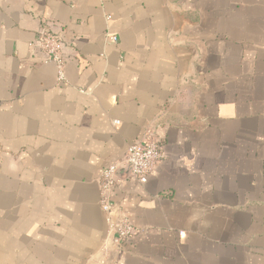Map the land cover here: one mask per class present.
I'll return each mask as SVG.
<instances>
[{
	"label": "crops",
	"instance_id": "0c3cea01",
	"mask_svg": "<svg viewBox=\"0 0 264 264\" xmlns=\"http://www.w3.org/2000/svg\"><path fill=\"white\" fill-rule=\"evenodd\" d=\"M144 137L113 246L99 177ZM0 264H264V0H0Z\"/></svg>",
	"mask_w": 264,
	"mask_h": 264
},
{
	"label": "built area",
	"instance_id": "2783aa9c",
	"mask_svg": "<svg viewBox=\"0 0 264 264\" xmlns=\"http://www.w3.org/2000/svg\"><path fill=\"white\" fill-rule=\"evenodd\" d=\"M110 39L115 41L116 37L110 36ZM29 45L33 51L42 55L43 61L55 64L57 80L62 82L66 57L60 36L51 31L49 27L44 26ZM163 158L164 154L157 141L150 137H144L130 143L120 160L112 161L102 169L99 177V203L112 233L111 244L113 246H119L137 233V229L126 217H120L116 221L111 218L113 205L111 193L121 181L120 173L124 172L125 176L133 178L147 175L161 163Z\"/></svg>",
	"mask_w": 264,
	"mask_h": 264
}]
</instances>
